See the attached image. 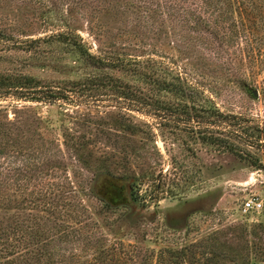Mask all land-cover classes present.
I'll return each instance as SVG.
<instances>
[{"label":"rangeland","instance_id":"1","mask_svg":"<svg viewBox=\"0 0 264 264\" xmlns=\"http://www.w3.org/2000/svg\"><path fill=\"white\" fill-rule=\"evenodd\" d=\"M54 2L58 3L51 1ZM40 6L35 0L0 5V74L30 76L43 85L58 87L87 75L105 73L148 92V87L128 71L86 65L69 45L43 41L31 47L26 43L29 39H42L54 30L42 24L45 9ZM143 6L140 0H87L77 8L76 21L70 28L93 55L124 54L141 61L153 57L173 67L182 78L193 83L195 105L211 116L216 110L264 123L263 73L252 74L253 70L245 64L222 80L211 79L217 75L215 58L207 56L204 64H199L198 57L179 51L171 41L157 42L150 27L153 20L143 13ZM57 8L60 17L68 10L61 4ZM236 77L243 79L244 87L237 83ZM253 91L258 92L257 99ZM112 94L101 89L95 92L94 99L53 105L23 101L11 95L0 97V165L23 163L29 147L27 123L37 118L57 119L55 128L41 132L44 138H56L61 145L66 141L60 121L64 120L67 127L90 137L91 145L81 149L89 171L83 164L78 175L94 176L92 183L97 192L84 204L92 214V222L99 224L98 231L106 238L116 231L125 244H135L136 235L146 249H190L191 244L201 243L212 231L223 229L215 245L203 247L212 253L213 260L208 264H233L231 261L249 249L254 251L252 241L257 242L255 252L264 261V148L250 147L227 135L232 127L219 123L214 116L207 120L212 123L206 122L209 125L206 130L200 128L205 132H192L184 124L186 121L176 122L169 117L167 123L161 114L152 116L128 108ZM159 96L161 100L178 101L177 96ZM229 121L232 124L237 120ZM129 124L136 131L129 133ZM206 137L229 140L233 147L226 149L221 144L208 143ZM53 174L60 178H54ZM65 175L75 183L84 180L74 179L68 166L52 173L46 181H66ZM118 175L139 180V190L148 208L136 201L128 188V183L134 180L118 179ZM253 197L261 200L262 210L241 215V204ZM203 260L200 263H205ZM237 264L246 263L240 260Z\"/></svg>","mask_w":264,"mask_h":264},{"label":"trees","instance_id":"2","mask_svg":"<svg viewBox=\"0 0 264 264\" xmlns=\"http://www.w3.org/2000/svg\"><path fill=\"white\" fill-rule=\"evenodd\" d=\"M9 1L28 3L33 0H0V5ZM35 1L41 5L40 9H45L41 11L42 24L54 30L42 39H29L26 43L31 47L43 41L69 45L86 65L95 69L128 71L148 87V92L105 73L87 75L58 87L43 85L30 76L0 74V97L11 95L23 101L50 105L57 102L77 104L82 99H94L95 92L101 89H108L113 92V98L123 101L128 108L152 116L161 114L167 123L169 117L176 122L186 121L184 124L192 132H205L201 129L206 130L209 126L207 120L214 116L219 118V123L232 127L227 135H233L250 147L264 148V123L250 117L224 115L216 110L211 116L200 105H195L197 101H193L191 93L195 87L193 83L182 78L173 67L153 57L141 61L124 54L113 57L91 54L70 28L76 21L74 13L77 8L87 0H57L58 3L54 4L52 0ZM140 1L144 5L143 13L153 20L150 27L157 42L171 41L179 51L191 52L198 57L202 62L199 64H204L207 56L215 58L217 75L211 79L222 80L245 64L253 70L252 74H264V0ZM60 4L68 7L62 17L57 12ZM236 80L240 86H245L242 78L236 77ZM160 94L177 96L178 101L161 100L160 96L157 97ZM230 119L237 121L231 124ZM60 121L62 137L66 140L61 145L58 139H46L41 132L55 128L57 119H33L26 124L30 136L23 163L0 165V264H208L213 260L212 253L204 249L216 244L223 229L212 231L201 243L191 244L190 249L160 248L157 251L144 248L136 235L135 244H125L119 233L113 230L109 239L102 235L98 231L99 224L92 222V214L84 204L97 192L98 188L92 183L94 176L78 175L83 164L89 171L81 149L91 145L90 137L67 127L64 120ZM127 131H136V127L129 124ZM100 132L104 133L103 130ZM208 139L212 140L208 143L221 144L226 149L233 147L223 138ZM68 166L74 179L84 180L75 183L71 181L72 177L65 175L66 181H46L52 173L60 168L66 170ZM53 177L60 178L56 174ZM118 179L134 180L128 183V188L135 200L146 208L148 204L140 193L139 180L130 175H118ZM103 204L110 208L105 201ZM253 238L257 240L256 235ZM250 243L254 251L249 249L231 263L242 260L246 264H264L259 253L255 252L257 242ZM250 243L247 241L249 248ZM198 251L199 256L196 255ZM201 258L205 263H200Z\"/></svg>","mask_w":264,"mask_h":264},{"label":"built area","instance_id":"3","mask_svg":"<svg viewBox=\"0 0 264 264\" xmlns=\"http://www.w3.org/2000/svg\"><path fill=\"white\" fill-rule=\"evenodd\" d=\"M262 202L258 198H250L245 200L239 209V213L243 216L250 215L251 213H256L262 210Z\"/></svg>","mask_w":264,"mask_h":264},{"label":"water","instance_id":"4","mask_svg":"<svg viewBox=\"0 0 264 264\" xmlns=\"http://www.w3.org/2000/svg\"><path fill=\"white\" fill-rule=\"evenodd\" d=\"M252 95H253V97H254L255 99H257V98L259 97L257 91H253V92H252Z\"/></svg>","mask_w":264,"mask_h":264}]
</instances>
